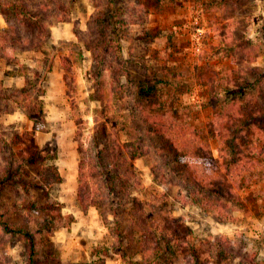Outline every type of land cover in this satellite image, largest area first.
Returning <instances> with one entry per match:
<instances>
[{"label":"rangeland","instance_id":"374dc122","mask_svg":"<svg viewBox=\"0 0 264 264\" xmlns=\"http://www.w3.org/2000/svg\"><path fill=\"white\" fill-rule=\"evenodd\" d=\"M41 2L48 5L42 19L54 23L58 14L68 18L54 23L51 28L46 24L50 37L41 49L19 44L15 51L18 64L0 58V135L10 137L14 133L32 132L30 140L33 141L28 140L29 135L25 139L28 145L50 143V148L59 153L58 159L50 163L66 172L67 158L74 152L79 156L76 131L83 135L85 143L92 135L96 119L104 121L113 137H119L122 142L131 140L146 152L134 162L141 185L133 195L144 201L146 210L157 218L156 225L167 226L169 222L165 218H178L176 226L183 224L181 238L172 236L177 241L173 244L181 260L175 264H189L190 247L199 246L198 241L210 235L218 237L217 241L233 251V255L259 251V258H264V171L257 170L256 178L240 189L244 203L234 212L237 219L219 222L184 196L183 180L178 174L183 162L159 147L165 145L163 139L148 132L149 125L144 123L140 110L141 105L153 101L174 107L184 124L193 125L210 139L212 158L206 161V166L215 171L220 162V140L210 125L214 120L212 102L215 97L218 102L214 103L220 104L227 98L239 96L242 100L240 94L253 91L255 95L259 93V103L264 101V0H34L33 8L38 10ZM142 6L166 11L165 30L156 26L147 30L143 28L146 25L140 27L121 21V10L126 7L141 12L139 18L143 19ZM185 14L190 15L187 27H191L189 33L193 38L197 25L206 26V38L200 49L190 48L183 36L184 30L175 28L186 22L187 18H182ZM10 22L16 24L15 18H10ZM8 27L9 23L0 14V34ZM113 27H116L113 31L116 30L118 41L108 43ZM9 33L12 39L24 35L25 30L15 25ZM61 41H71L82 48L79 58V47L71 48H78L71 54L72 93L70 97L66 94L65 71L58 57L55 63L58 70L54 72L53 67L44 82L46 130H34L33 122L12 100L5 98L12 95L17 99L19 95L15 90L23 87V81L26 84L25 74L34 83L37 81L35 71L42 73L43 70L38 61ZM86 43L93 45L96 61ZM58 54L68 55L70 51L61 48ZM105 57L112 63L111 69L104 68ZM124 69L129 82L119 77ZM118 81L127 82L126 88H121ZM145 82L156 84L157 88L146 92L149 83L140 87ZM30 97L32 101L37 94L31 93ZM19 100L24 101L23 95ZM23 147L14 149L20 153ZM164 153L169 157L163 158ZM3 155L6 157L5 153ZM36 165L26 164L20 170L26 180L38 183ZM4 167L5 161L0 156V173ZM71 183L67 179L48 190L25 191L26 200L18 210L12 206L16 200L14 190L8 188L0 196V211L9 210L6 220L12 224H21L27 219L36 230L43 215L41 209L46 203L51 204V199L65 204L64 215L75 217L70 225H66L65 219L52 233H44L43 238L40 234L36 236V264H149L154 252L141 243L140 233L129 223L131 201L123 193L111 196L119 211L117 220L95 206L83 211L77 201L76 183ZM108 199L110 202L109 196ZM23 206H30L27 217ZM184 227L192 230L195 239L186 237ZM201 252H205L204 247ZM29 253L27 241L21 236L5 234L0 226V264H30Z\"/></svg>","mask_w":264,"mask_h":264},{"label":"trees","instance_id":"16d2710c","mask_svg":"<svg viewBox=\"0 0 264 264\" xmlns=\"http://www.w3.org/2000/svg\"><path fill=\"white\" fill-rule=\"evenodd\" d=\"M33 2L34 0H0V14L9 23V27L5 28L0 34V58L18 64L19 58L15 51L19 49V44L26 43L29 49H41L50 37L46 24L48 23L49 28H51L54 23L65 21L68 18L59 17L58 14L57 20L54 23H49L47 18L42 19V13L48 10L47 3H39L38 10H36L33 8ZM141 8L146 10L148 7L142 6ZM113 11L114 9L111 8V14H113ZM121 13V21L124 23H142L147 20L146 13L143 14L144 18L140 19L141 12L128 7L121 10ZM10 18H15L16 24H12ZM15 25L22 26L25 34L10 39L8 34L13 31ZM113 29H116V27L112 28V35L108 43L118 41L116 30L113 31ZM113 32L117 38L114 37ZM85 46L92 51L93 60L96 61L97 55L93 45L86 43ZM72 47H79V49L71 50ZM61 48H68L70 54H58ZM81 49L77 43L61 41L43 60L38 61V64L42 63L41 68L43 70L42 73L35 71L37 81L34 83V80L25 74L26 84L15 90L16 94L19 95L17 99H13L12 95L5 98L12 100L33 121L34 130H46L44 129L46 124L43 99L46 93L44 82L52 71L56 58L59 57L65 71L63 79L67 86L66 94L70 97L73 89V79L69 77V74L72 73L71 62L73 58L71 54L78 51L79 58L82 56ZM103 63L104 68H112V63H109L106 57L103 59ZM119 77H125L126 81L129 82L130 78L126 69L119 74ZM262 78H264V75ZM127 82L118 81V85L125 89ZM148 83H142L140 87L146 86ZM147 86L146 92L149 93L157 88V85L152 83ZM31 93L37 94V98L35 97L32 101L30 100ZM113 94H116L114 89ZM258 94L255 95L253 91L246 94L243 92V94H240L242 100L238 96L237 98H227L226 101L217 104L214 103L218 102V98L215 97L212 102L215 112L214 120L210 125L214 129L216 137L220 140V162L215 171H210V168L208 169L206 166V161L212 158L211 143L209 138L204 137L201 130L196 129L193 125L184 124L177 117L174 107H170L168 104L153 101L140 106L144 123L149 125L148 132L161 137L165 143V145H159V147L165 152L169 151V154H173L176 159L178 158L183 162L178 169V174L183 180L182 193H184V196L189 202L198 205L205 213L220 222L235 221L237 219L234 212L239 207L242 208L244 203L240 189L256 178L257 170L264 171V101L263 103L258 102ZM22 95L24 101L19 100ZM6 112L10 113L8 110ZM78 132L77 130L76 140L79 153L77 201L81 209L87 211L89 207L95 206L100 208L102 213L105 211L117 220L119 211L113 205L114 201L111 196L123 193L131 201V209L128 211L129 223L134 230L140 233L141 243L148 249L152 248L154 252L149 264H175L177 261L181 262L173 244L177 241L172 236L177 235L178 238H181L183 224L176 226L175 222L179 221L178 218H165L166 222H169L167 226L160 227L156 225L157 218H153L151 212L146 210L144 201L133 195V191H137L141 185V177L138 175L134 162L146 155L142 146L136 145L131 140L122 142L119 137H113L107 123L104 121L98 122L97 119L88 141L83 143V135ZM28 135V140L32 142L33 140H30V138L33 133L29 131L22 134L14 133L10 137H6L4 134L0 135V156L5 161V167L0 173V196L8 188L14 190L16 200L12 202V206L16 210L22 205V201L25 202L26 200L25 191L32 188L48 190L62 182V175L57 165L50 163L57 158V152L50 148V143L44 146L35 143L28 145L26 142ZM85 144H88V147H85ZM17 146H24L22 149L20 148V153L19 150L14 149ZM3 153L6 154V157ZM165 157L168 158L169 155L164 153L163 158ZM16 160H18V163ZM86 160H89V162L87 163ZM31 163H37L38 183L28 181L22 176L20 168ZM108 196L110 202H108ZM48 199L50 198L48 197ZM30 200L29 203L32 202ZM51 200H53L51 204L46 203L44 209H41L43 215L36 224V230L30 227V222L28 220L27 223V219L26 222L21 224L10 223L6 220V212L9 210L0 211L1 230L13 237L21 236L27 241L30 264H36V236L38 234L42 235L43 238L44 233H52L63 220H67L66 225H70L75 221L73 215L62 213L65 208L63 202L56 199ZM1 202L0 199V204ZM23 207L27 217L26 212H29L30 206ZM184 229H187L186 237L192 236L195 239L189 227H184ZM217 238L211 236L199 240V246L191 244L192 253L189 258L190 263H188L264 264V258H259L258 252L247 251L244 255L235 253L233 255V251L225 249L224 245L217 241ZM201 247H204V253L201 252ZM203 258H208V260L213 258V261L203 260Z\"/></svg>","mask_w":264,"mask_h":264},{"label":"crops","instance_id":"0c3cea01","mask_svg":"<svg viewBox=\"0 0 264 264\" xmlns=\"http://www.w3.org/2000/svg\"><path fill=\"white\" fill-rule=\"evenodd\" d=\"M145 7H148V6H145ZM145 13H146V18H147V20L146 21H144V22H142V23H132V22H129L130 24H133V25H135V26H140V27H143V26H145V27H143L144 29H147V30H151V27H153V26H156L157 28H160V29H162V30H165V28H166V18H167V13H166V11H164V10H160V9H153V8H151V7H148L146 10H143V14L145 15ZM189 17H190V15H187V14H185V15H183V19H185V18H187V20H186V22L183 24V25H181V26H178V27H175V28H177V29H179V30H184V34L185 35H183V36H185L186 38V41H187V44L190 46V48H192L193 46L195 47H197V48H199L200 49V47H201V44H202V42H203V40L206 38V29H205V27H204V25H200V27H201V29L203 30V35H202V37L201 38H198V37H196V35H195V31H194V37L195 38H193L192 37V33L190 34L189 33V31H191V27H187V25H188V23H189ZM182 19V20H183ZM194 29V28H193ZM195 29H196V27H195ZM188 39H189V42H188ZM197 41V42H196ZM199 45V46H198ZM58 61H57V58H56V60H55V63H57ZM54 65H56V64H54ZM54 67V72H55V70H58V66L56 65V66H53ZM56 67V68H55ZM52 72V71H51ZM1 79H2V77H0ZM64 80V79H63ZM25 83H26V80H25ZM25 84H24V81H23V84L21 85V86H24ZM46 94V93H45ZM45 96V95H44ZM44 96H43V98H44ZM23 113V112H22ZM21 113V114H22ZM22 115H24V114H22ZM32 121V120H31ZM33 122V121H32ZM33 125H34V123L32 124V128H33ZM44 132H49V131H44ZM57 157H59V153H58V155H57ZM56 159H58V158H56ZM67 163H65V168H67L66 169V172H64L62 169H60V168H58L59 169V171H60V173H61V175H62V182H60L59 184H61V183H64L65 181H67V179L68 180H70V181H72V183L71 184H75L76 183V186H75V190L77 189V187H78V168H79V166H78V164H79V156L78 155H76L75 154V152L74 153H72L68 158H67ZM58 167V166H57ZM69 169H71V170H69ZM69 172H70V174H69ZM195 205V204H194ZM196 206H198V205H196ZM199 207V206H198ZM202 210V209H201ZM203 211V210H202ZM220 222V221H219ZM211 236V235H210ZM209 236V237H210ZM202 240V239H201ZM258 254H259V251H258Z\"/></svg>","mask_w":264,"mask_h":264},{"label":"built area","instance_id":"2783aa9c","mask_svg":"<svg viewBox=\"0 0 264 264\" xmlns=\"http://www.w3.org/2000/svg\"><path fill=\"white\" fill-rule=\"evenodd\" d=\"M198 23V22H196ZM195 35L198 38H201L203 35V30L201 29L200 25H197L196 29H195Z\"/></svg>","mask_w":264,"mask_h":264}]
</instances>
